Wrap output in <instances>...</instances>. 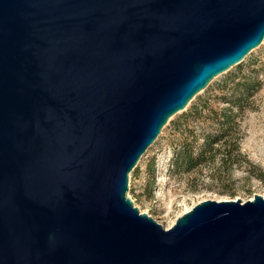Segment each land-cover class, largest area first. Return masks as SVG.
<instances>
[{"label":"water","instance_id":"water-1","mask_svg":"<svg viewBox=\"0 0 264 264\" xmlns=\"http://www.w3.org/2000/svg\"><path fill=\"white\" fill-rule=\"evenodd\" d=\"M264 41V0H0V264H264V197L166 229L129 198L170 119Z\"/></svg>","mask_w":264,"mask_h":264},{"label":"rangeland","instance_id":"rangeland-1","mask_svg":"<svg viewBox=\"0 0 264 264\" xmlns=\"http://www.w3.org/2000/svg\"><path fill=\"white\" fill-rule=\"evenodd\" d=\"M256 70L260 89L251 98L253 109L241 115L242 153L248 163L229 171L220 166V159L201 167L195 173H178L173 166L174 149L182 140L187 127L194 125V112L206 102L218 107L216 96L228 88L230 80L242 73ZM154 164L153 173L150 166ZM139 170L138 176L134 175ZM130 175L129 198L142 213L153 217L166 229L196 205L212 200L246 202L256 195L264 197V41L240 65L215 78L198 94L185 111L170 119L156 142L140 160Z\"/></svg>","mask_w":264,"mask_h":264},{"label":"trees","instance_id":"trees-1","mask_svg":"<svg viewBox=\"0 0 264 264\" xmlns=\"http://www.w3.org/2000/svg\"><path fill=\"white\" fill-rule=\"evenodd\" d=\"M255 71L250 69L248 73L232 78L228 88L214 100L218 107L206 102L195 109L194 125L184 130L181 142L174 149L176 172L195 173L203 166L214 164L217 158L226 171L248 163L242 153L240 123L241 115L253 109L251 98L261 86L259 74ZM153 169L152 163V174ZM138 174L137 169L134 175Z\"/></svg>","mask_w":264,"mask_h":264}]
</instances>
